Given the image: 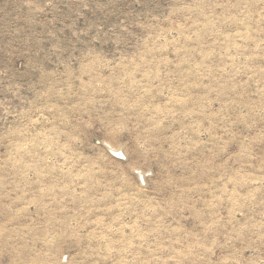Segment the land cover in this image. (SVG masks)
I'll use <instances>...</instances> for the list:
<instances>
[{"label":"rangeland","instance_id":"374dc122","mask_svg":"<svg viewBox=\"0 0 264 264\" xmlns=\"http://www.w3.org/2000/svg\"><path fill=\"white\" fill-rule=\"evenodd\" d=\"M0 264H264V0H0Z\"/></svg>","mask_w":264,"mask_h":264}]
</instances>
